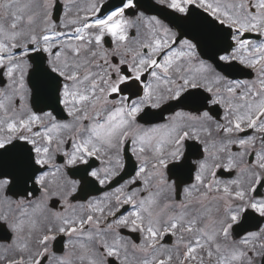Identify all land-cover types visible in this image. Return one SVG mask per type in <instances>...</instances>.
<instances>
[{"label":"snow or ice","instance_id":"snow-or-ice-1","mask_svg":"<svg viewBox=\"0 0 264 264\" xmlns=\"http://www.w3.org/2000/svg\"><path fill=\"white\" fill-rule=\"evenodd\" d=\"M0 264H264V0H0Z\"/></svg>","mask_w":264,"mask_h":264},{"label":"flooded vegetation","instance_id":"flooded-vegetation-1","mask_svg":"<svg viewBox=\"0 0 264 264\" xmlns=\"http://www.w3.org/2000/svg\"><path fill=\"white\" fill-rule=\"evenodd\" d=\"M59 247V245H57Z\"/></svg>","mask_w":264,"mask_h":264}]
</instances>
